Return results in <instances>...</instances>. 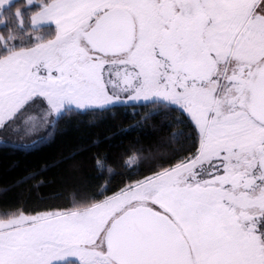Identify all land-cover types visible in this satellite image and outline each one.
I'll return each mask as SVG.
<instances>
[{"label":"snow or ice","instance_id":"obj_1","mask_svg":"<svg viewBox=\"0 0 264 264\" xmlns=\"http://www.w3.org/2000/svg\"><path fill=\"white\" fill-rule=\"evenodd\" d=\"M30 20L0 35V140L37 97L46 119L123 92L198 143L102 201L0 216V264H264V0H42Z\"/></svg>","mask_w":264,"mask_h":264},{"label":"trees","instance_id":"obj_2","mask_svg":"<svg viewBox=\"0 0 264 264\" xmlns=\"http://www.w3.org/2000/svg\"><path fill=\"white\" fill-rule=\"evenodd\" d=\"M42 0H13L0 14V35L25 29ZM20 11L22 16L16 17ZM54 35V27H51ZM48 36V32L42 33ZM35 35V33H33ZM26 39V37H24ZM10 43H20L19 40ZM152 101L66 111L30 143L0 142V216L67 210L99 202L195 151L198 134L186 114ZM173 133H183L173 140ZM131 167L125 161L133 156ZM106 161L98 170L96 159ZM108 166L112 168L110 174Z\"/></svg>","mask_w":264,"mask_h":264},{"label":"rangeland","instance_id":"obj_3","mask_svg":"<svg viewBox=\"0 0 264 264\" xmlns=\"http://www.w3.org/2000/svg\"><path fill=\"white\" fill-rule=\"evenodd\" d=\"M27 3V0H25ZM28 4V3H27ZM131 95V93H120V101L105 105L103 107L117 105V104H130V103H145L149 101H145L143 99L141 100H132L128 97ZM73 109H75V106H71ZM103 107H93V108H103ZM88 108V109H93ZM47 109V103L43 100V98L37 97L35 102L31 107L26 106V111H23V115L20 116V119L17 120L16 124L20 128L19 133H11L6 134L7 139L0 140L2 141H11L16 143H30L34 140H36L37 135L39 134V131L41 133V136L45 134L47 128L49 125L54 121L56 116L48 115L45 119L44 117V110ZM77 110H84V109H77ZM186 114V113H185ZM187 115V114H186ZM29 117H32V119H29ZM24 121H27V123H24ZM33 126H35V129H38L39 131H31L29 134H25V129H32ZM44 132V133H43ZM39 138V137H38Z\"/></svg>","mask_w":264,"mask_h":264},{"label":"crops","instance_id":"obj_4","mask_svg":"<svg viewBox=\"0 0 264 264\" xmlns=\"http://www.w3.org/2000/svg\"><path fill=\"white\" fill-rule=\"evenodd\" d=\"M30 22H31V20H30ZM53 27H54V25H53ZM34 130L39 131L38 129H35V127H33V128L31 129V131H34ZM43 133H44V132H43ZM40 136H41V133H40V131H39V134L37 135L36 138H38V137H40Z\"/></svg>","mask_w":264,"mask_h":264}]
</instances>
